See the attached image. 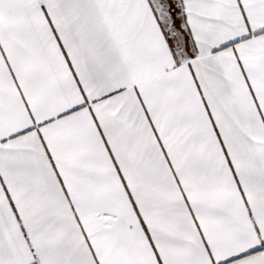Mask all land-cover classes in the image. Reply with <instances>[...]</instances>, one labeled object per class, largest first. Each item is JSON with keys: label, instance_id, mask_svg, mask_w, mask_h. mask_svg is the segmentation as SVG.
Wrapping results in <instances>:
<instances>
[{"label": "snow or ice", "instance_id": "snow-or-ice-1", "mask_svg": "<svg viewBox=\"0 0 264 264\" xmlns=\"http://www.w3.org/2000/svg\"><path fill=\"white\" fill-rule=\"evenodd\" d=\"M0 264H264V0H0Z\"/></svg>", "mask_w": 264, "mask_h": 264}]
</instances>
